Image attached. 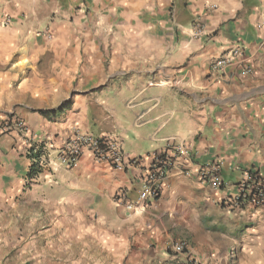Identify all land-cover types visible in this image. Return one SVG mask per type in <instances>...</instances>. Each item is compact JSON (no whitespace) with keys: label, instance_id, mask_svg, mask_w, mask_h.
Returning a JSON list of instances; mask_svg holds the SVG:
<instances>
[{"label":"crops","instance_id":"0c3cea01","mask_svg":"<svg viewBox=\"0 0 264 264\" xmlns=\"http://www.w3.org/2000/svg\"><path fill=\"white\" fill-rule=\"evenodd\" d=\"M12 113L27 132L0 135V264L17 245L21 264H176V243L196 264H264V208L225 203L264 175V0H0V121ZM74 132L116 138L135 162L85 154L30 175L31 145L53 161ZM168 142L191 163L128 210ZM210 163L221 190L196 179Z\"/></svg>","mask_w":264,"mask_h":264},{"label":"built area","instance_id":"2783aa9c","mask_svg":"<svg viewBox=\"0 0 264 264\" xmlns=\"http://www.w3.org/2000/svg\"><path fill=\"white\" fill-rule=\"evenodd\" d=\"M237 50H230L228 53L214 60L210 65L212 74H222L223 70L231 63ZM243 74H249V69L242 70ZM17 132L26 134L27 127L23 121L16 118L8 120L2 127V133ZM38 139L36 144L31 145L27 150V157L30 169L43 170L49 166H60L65 169L74 168L82 155H89L97 163H106L113 169L124 171L127 166L135 161H130L123 153L122 146L116 138H96L87 134L74 132L65 139L62 146L56 151L55 160H48V156L42 152L41 142ZM181 159L191 163L190 156L181 146L168 142L164 149L153 155L152 164L145 169L141 176V186L138 191L135 205L128 204V210H144L151 201L156 200L160 195V186L172 169L182 170L184 164ZM189 174V171H184ZM197 181L213 190H221L224 183L220 176V166L210 163L197 166L195 170ZM225 203L230 209L253 207L264 208V175L249 172L245 178L236 186V194L226 198ZM176 264H196L186 253L185 243H176L171 248ZM233 252L230 258L234 259Z\"/></svg>","mask_w":264,"mask_h":264},{"label":"rangeland","instance_id":"374dc122","mask_svg":"<svg viewBox=\"0 0 264 264\" xmlns=\"http://www.w3.org/2000/svg\"><path fill=\"white\" fill-rule=\"evenodd\" d=\"M11 118H16V119H20V120H23L19 115L15 114V113H12L10 116L7 115L5 117V119L3 121H0V135H4V134H8V133H2V127L5 126V124H7L8 120H10ZM24 121V120H23ZM10 133V132H9ZM18 246V245H17ZM15 247V252H12V254H16L15 256L17 257L16 259L14 260H9L6 264H21L22 263V259H21V254L18 252V247ZM4 254V253H2ZM10 256V255H9ZM8 256V257H9ZM235 258V257H233Z\"/></svg>","mask_w":264,"mask_h":264},{"label":"trees","instance_id":"16d2710c","mask_svg":"<svg viewBox=\"0 0 264 264\" xmlns=\"http://www.w3.org/2000/svg\"><path fill=\"white\" fill-rule=\"evenodd\" d=\"M69 107V103H64L62 106H60L57 110H54V111H42L41 112V115L48 118L49 115H55L56 113H61L63 112L64 110H66L67 108ZM38 172H40L39 170L37 169H30V175L31 174H37Z\"/></svg>","mask_w":264,"mask_h":264}]
</instances>
